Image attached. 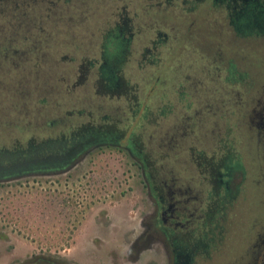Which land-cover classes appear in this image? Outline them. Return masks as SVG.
Returning a JSON list of instances; mask_svg holds the SVG:
<instances>
[{"label": "rangeland", "instance_id": "374dc122", "mask_svg": "<svg viewBox=\"0 0 264 264\" xmlns=\"http://www.w3.org/2000/svg\"><path fill=\"white\" fill-rule=\"evenodd\" d=\"M155 2L0 0V146L41 140L55 131L47 120H63L67 111L81 112V121L103 115L123 120L122 106L139 99L145 113L128 131L143 132L139 140L158 155L168 136H183L178 160L165 167L187 186L194 203L204 200L202 176L214 146L229 139L249 149L256 139L253 128L264 132V28L256 26L264 20L246 16L243 23L254 27L238 34L218 7L165 14L153 8ZM117 13L140 27L144 39L151 36L150 24L173 38L159 48L155 63H142L133 45L118 67L125 93L106 94L87 63L100 60L104 34ZM192 153L195 162L188 160ZM125 162L123 154L103 146L67 173L2 181L0 264H18L33 252L103 264V255L89 250V238L74 244L73 237L94 228L97 238L118 243L136 231L146 204L138 176ZM227 204L216 202L205 218L223 230L221 240L213 237L217 247L209 264H264L259 258L264 231L253 225L252 202L253 209L244 202L217 218ZM79 251L85 257L75 254Z\"/></svg>", "mask_w": 264, "mask_h": 264}, {"label": "flooded vegetation", "instance_id": "af4514ba", "mask_svg": "<svg viewBox=\"0 0 264 264\" xmlns=\"http://www.w3.org/2000/svg\"><path fill=\"white\" fill-rule=\"evenodd\" d=\"M204 4L218 7L228 25L238 34L254 27L249 22L243 23L246 16L257 15L264 20V0H207L203 3L201 0H156L153 8L165 14L173 10L194 14ZM256 26L264 28V24ZM148 30L151 36L144 39L140 27L117 13L112 26L104 34L100 60L94 59L87 63L89 68L95 69V81L100 83L103 93H125L118 76V67L133 45L139 47L142 63H155L159 59V48L165 46L168 40L172 41L173 37L169 38L168 34L155 29L152 24ZM237 78L243 79L244 74H239ZM126 104L122 106L125 113L123 120L121 115L110 119L103 115L81 121V112L67 111L63 120H47L45 125L55 128V131L42 136L41 140L0 146V167L17 166L10 175H0V183L27 176L67 173L91 152L103 146L123 154L128 161L125 162L127 169L136 172L145 198L146 205L136 222V231L118 243H105V240L92 234L94 228L84 227L77 237H73L74 244L89 238V250L95 256L103 255V264H209L217 247L212 246L213 237L216 235L221 240L223 230L218 221H205V218L208 220L207 214L212 213L211 207L220 201L228 202L226 212H218L217 218L222 220L234 207L252 202L256 209L253 225L264 231V132L253 128L256 139L249 149L241 147L238 140L229 139L222 141L220 146H214L215 149L207 156L205 175L202 176L207 195L204 200L194 203L193 199L196 198L188 194L187 186L176 182L171 169L165 167L168 162L172 164L178 160V152L183 149L178 148L183 136H168L158 155L154 148H147L146 143L139 140L138 135L144 137L143 132L138 131L137 135L132 130L128 131V126L132 124L135 127L145 113L142 102L134 99L133 103L129 101ZM88 116L92 117V114L88 113ZM125 117L127 121H124ZM197 157L192 153L188 160L195 162ZM68 202L70 205L74 203L71 200ZM70 244L67 243L61 251L68 249ZM75 254L85 257L86 252ZM259 258L264 259V249L259 253ZM18 264L78 263L75 257L59 252H33L22 256Z\"/></svg>", "mask_w": 264, "mask_h": 264}, {"label": "water", "instance_id": "95a60500", "mask_svg": "<svg viewBox=\"0 0 264 264\" xmlns=\"http://www.w3.org/2000/svg\"><path fill=\"white\" fill-rule=\"evenodd\" d=\"M16 165H10L7 167H0V175H10L15 171Z\"/></svg>", "mask_w": 264, "mask_h": 264}]
</instances>
